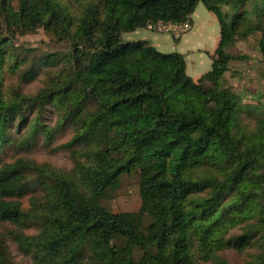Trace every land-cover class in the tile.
<instances>
[{"label":"trees","instance_id":"16d2710c","mask_svg":"<svg viewBox=\"0 0 264 264\" xmlns=\"http://www.w3.org/2000/svg\"><path fill=\"white\" fill-rule=\"evenodd\" d=\"M19 1L13 14L0 0V151L12 130L28 129L19 143L28 150L39 134L48 147L69 130L56 150L71 166L27 157L0 165V264H19L8 240L31 264H227L226 250L264 264V93L247 91L244 104L224 79L231 61L246 60L234 45L250 37L264 79V0ZM199 4L219 38L197 80L182 55L122 40L159 23L191 24ZM40 29L70 50L39 60L51 72L36 94L7 95L4 70L18 63L10 43ZM47 109L57 115L51 129L41 122ZM133 168L146 213L109 212L101 201Z\"/></svg>","mask_w":264,"mask_h":264},{"label":"rangeland","instance_id":"374dc122","mask_svg":"<svg viewBox=\"0 0 264 264\" xmlns=\"http://www.w3.org/2000/svg\"><path fill=\"white\" fill-rule=\"evenodd\" d=\"M10 11L13 14H17L20 8L19 0H10ZM200 11L208 13L205 7L199 4V8L196 11L195 22L199 26L198 29L193 28L196 31L198 42L208 43L206 36L211 30H214V25H217L216 18L211 14L214 19L211 25L208 20L200 15ZM209 15V14H208ZM2 19L0 18V30H3ZM192 29V26L190 24ZM158 33V32H156ZM5 35V34H4ZM165 35V34H164ZM168 35L170 42L174 43L176 39L173 36ZM185 35V34H184ZM136 37L131 34H125L122 37L123 42L133 43ZM256 37H250L246 42L237 41L233 47L232 53L234 55H240L244 57L245 61H231L229 64V70L225 73L224 79L227 87L231 88L234 93L239 95H245L244 104H252V100L247 97L246 92L251 94L264 93V79L259 75L258 69L260 68L259 61L260 55L256 49ZM9 51L12 53V60H18L17 67L14 70L9 69L10 66H6L3 73V87L7 95L20 91L24 95H34L47 81L48 74L51 72L49 68L40 67L39 60L47 55H61L69 52V46L66 44L58 43L53 35L46 33L42 29L37 30L33 34H27L24 36H16L10 43ZM9 60V61H12ZM30 67L36 71V77L29 80L24 77V73ZM211 69V68H210ZM208 72V71H207ZM206 73V71H205ZM204 74V72H203ZM197 80V79H196ZM264 103V99L262 101ZM34 114V113H33ZM29 116L34 119V115ZM57 115L53 110L47 109L41 115V122L50 129L56 124ZM28 129L24 128L20 134H16L15 130H12L11 137L13 144L3 146L0 151V165L13 162L19 158L27 157L34 160L39 164H49L58 169H69L71 162L67 152L56 150V147L67 142L72 132L69 130L65 133H59L55 137L54 141L47 147L45 139L42 134H39L37 141L30 146V150L23 149L19 143L23 137L26 136ZM24 209L27 208V199L22 200ZM101 206L111 213H140L144 215L146 213V203L141 196V188L139 181V172L136 168H133L129 174L123 175L120 178L118 189L109 193L107 199L101 201ZM3 229L0 227V234H3ZM29 234L33 233V229L28 230ZM237 231H233L232 234H236ZM113 241L111 242V244ZM9 252L13 260L19 264H31L29 258L20 254L14 243L8 240L7 242ZM221 256L227 264H244L248 260L246 253H238L233 250L224 251ZM214 264V263H207Z\"/></svg>","mask_w":264,"mask_h":264},{"label":"crops","instance_id":"0c3cea01","mask_svg":"<svg viewBox=\"0 0 264 264\" xmlns=\"http://www.w3.org/2000/svg\"><path fill=\"white\" fill-rule=\"evenodd\" d=\"M198 8L199 5L196 7L191 17L192 29L179 40H173L174 43L169 41L168 35L156 33L148 29H142L132 33V35L136 37V40L134 41L147 42L160 53H178L182 55L186 62V74L193 80L201 77L203 72L205 73V71L207 72L210 70L212 65V55L219 38V26L218 23H216L217 25H214L213 27L214 30H211L206 36V41L208 43L202 44V42H198L197 38L199 36L196 35V31H193V28H199L195 22L196 11ZM200 15L204 17L205 20H208L211 25L213 24L214 19L209 12L206 15V13L200 11Z\"/></svg>","mask_w":264,"mask_h":264},{"label":"built area","instance_id":"2783aa9c","mask_svg":"<svg viewBox=\"0 0 264 264\" xmlns=\"http://www.w3.org/2000/svg\"><path fill=\"white\" fill-rule=\"evenodd\" d=\"M147 29L158 33L169 34L178 39L188 33L191 30V27L189 23H183L180 25H166L159 23L156 26H148Z\"/></svg>","mask_w":264,"mask_h":264}]
</instances>
